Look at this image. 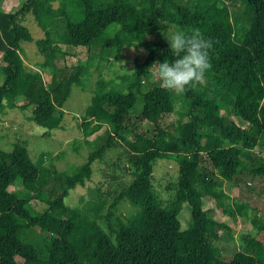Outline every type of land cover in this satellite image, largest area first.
Returning a JSON list of instances; mask_svg holds the SVG:
<instances>
[{
	"label": "trees",
	"instance_id": "obj_1",
	"mask_svg": "<svg viewBox=\"0 0 264 264\" xmlns=\"http://www.w3.org/2000/svg\"><path fill=\"white\" fill-rule=\"evenodd\" d=\"M238 1L249 14L241 45L232 41L231 23L221 0H23L14 12L0 11V111L33 106L29 119L46 132L61 128V108L71 88L82 85V66L66 67L55 61L61 41L87 51L95 46L114 49L116 61L129 49L145 53L144 62L130 76H122L123 91L111 81L99 78L95 82L78 129L87 138L108 125L110 135L71 175L35 166L23 145L0 150V264H15V257L24 264H264L254 237L246 239L245 249L235 251L228 261L218 259L209 240L216 235L206 232L207 211L197 200L209 186H218L213 179L233 181L239 174V158L264 140V0ZM28 13L44 35L35 46L44 58L41 69L51 71L50 85H45L38 71L26 69L19 54L20 43L30 42L21 24ZM159 22L185 32L198 28L216 41L205 85L177 96L159 82L140 94L142 74L150 61L156 55L164 56L160 63L174 60L157 30ZM137 95L141 100L138 113ZM222 97L229 100L231 115L245 121L248 128L217 115ZM176 104L188 121L185 138L157 123ZM138 119L152 124L154 133L137 132ZM202 126L212 128L214 135H202ZM114 140L128 151L137 170L113 201L116 205L125 199L135 212L125 217L111 239L97 224L95 205L88 203L91 210H79L68 207L65 199L71 190L84 187L91 164L102 159ZM166 157L177 163L179 180L173 201L162 207L150 175L152 164ZM259 161L250 172L263 178V193L264 161ZM17 180L42 189L36 196L41 210L15 206L12 186ZM183 204L189 208L190 222L180 230L178 215ZM70 214L75 217L70 219ZM251 225L264 233V220L254 217ZM32 229L39 232V240L24 241L21 234Z\"/></svg>",
	"mask_w": 264,
	"mask_h": 264
},
{
	"label": "rangeland",
	"instance_id": "obj_2",
	"mask_svg": "<svg viewBox=\"0 0 264 264\" xmlns=\"http://www.w3.org/2000/svg\"><path fill=\"white\" fill-rule=\"evenodd\" d=\"M23 0H0V11L14 12L22 4ZM225 6L232 27V41L241 45L242 28L249 19L247 10L238 0H221ZM57 3H54L55 7ZM21 24L26 28L30 36V42H21L19 54L24 67L32 71H38L45 85H50V73L41 69L44 62L43 55L36 48V41L43 39V32L35 25L30 13L26 14ZM174 26L159 22L157 30L168 44L166 34L174 30ZM169 46V44H168ZM55 61L66 67L82 66L80 79L82 85L72 87L68 99L63 104L61 111L64 116L61 128L52 132H46L33 124L29 116L33 106L28 105L24 110L4 107L0 111V150L10 151L14 144L23 145L29 159L37 167H53L59 173L71 175L82 165L87 155L103 146L110 135V127L102 125L100 130L90 137L84 138L78 124L85 107L90 102L91 90L95 82L101 78L111 81L112 86L118 90H124L125 80L122 76H130L138 65L144 62L145 53L142 49H129L123 52L119 61L114 59V49L100 50L98 46L88 51L84 48H73L61 41L54 55ZM164 56L156 55L150 61V66L143 72L140 83V94L146 92L154 84H159L155 71V63H160ZM1 54H0V67ZM3 75L0 71V84ZM264 102V101H263ZM141 107L140 96L137 95L135 111L138 113ZM217 115L230 118L238 127L248 128V124L230 113V102L222 97L218 101ZM158 126L180 137L188 134V121L182 116L180 107L176 104L172 113L158 120ZM137 132L150 135L154 133L153 125L140 119L136 120ZM204 136L214 135L210 127H200ZM133 139V136H129ZM248 156L239 158V174L233 181L216 180L217 187L209 186L206 194L197 198L207 211L206 232L215 233L216 239L210 238L214 255L223 261H228L231 255L245 249V240L254 237L260 246L256 251L260 253V259L264 260V233H257L251 221L254 217L264 220V192H260L263 178L250 172V167L264 161V140H259L257 146L248 153ZM131 156L128 151L116 140L100 160L91 164V174L84 183V187H77L69 192L65 199L68 207H84L91 210L89 204L95 205L98 211L97 224L113 239V233L119 229L125 217L135 212V209L125 199L113 201L120 192L124 191L132 182L137 168L131 164ZM206 170L207 175L210 174ZM211 177V176H210ZM179 180L178 165L171 157L156 160L152 164L150 183L153 192L162 207H168L174 199ZM15 194V206L20 208L29 205L39 211L43 208L36 196L42 192L39 186L25 181H15L12 186ZM74 214L69 218L73 219ZM179 229L184 230L190 222V212L187 204H183L178 215ZM24 241L40 238L36 229L25 231L21 234ZM15 264H24L23 260L15 257Z\"/></svg>",
	"mask_w": 264,
	"mask_h": 264
},
{
	"label": "clouds",
	"instance_id": "obj_3",
	"mask_svg": "<svg viewBox=\"0 0 264 264\" xmlns=\"http://www.w3.org/2000/svg\"><path fill=\"white\" fill-rule=\"evenodd\" d=\"M174 60L155 63L161 86L177 96L206 84V74L211 70L210 53L216 41L206 38L197 28L190 32L170 30L166 34Z\"/></svg>",
	"mask_w": 264,
	"mask_h": 264
}]
</instances>
